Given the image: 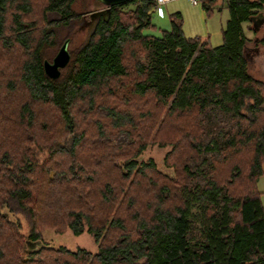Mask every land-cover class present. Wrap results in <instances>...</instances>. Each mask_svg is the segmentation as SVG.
Segmentation results:
<instances>
[{"label": "trees", "instance_id": "obj_1", "mask_svg": "<svg viewBox=\"0 0 264 264\" xmlns=\"http://www.w3.org/2000/svg\"><path fill=\"white\" fill-rule=\"evenodd\" d=\"M74 1L0 0V264H264V83L246 57L264 0H225L216 45L179 11L144 33L156 0L112 5L52 79L45 49ZM155 142L170 173L140 158Z\"/></svg>", "mask_w": 264, "mask_h": 264}, {"label": "rangeland", "instance_id": "obj_2", "mask_svg": "<svg viewBox=\"0 0 264 264\" xmlns=\"http://www.w3.org/2000/svg\"><path fill=\"white\" fill-rule=\"evenodd\" d=\"M224 1L225 0H214L211 10L206 12L202 8V0H196V3H192L189 0H167L153 10L151 21L154 26L144 28L143 32L146 34L159 35L161 29L170 28L169 14L179 11L182 17V29L185 35H200L203 38L207 37L211 45L219 44L222 41L221 30L228 17V10L225 7ZM73 7L76 12H84L81 15L83 16L85 13L101 8V4L98 0H75ZM58 16L59 15L54 11L47 12V17L50 19L58 18ZM80 17L72 20L67 25H58L55 27L57 33L56 42L45 49L44 58L51 59L65 38H68L66 48L70 56H72L75 49L86 40L91 31V27L85 24L88 17L85 16L86 19L83 20H81ZM249 25L250 29H246V33L252 37V40L247 44L248 47L246 49L248 71L254 78L264 83V56L262 54L264 45L258 44L256 48H253L256 39H259L264 33V12L255 17ZM251 28L253 30H251ZM162 131L163 130H161V132ZM158 138H160L159 135ZM167 149V145H161L156 142L149 143L141 153L140 158H151L160 170L170 173V168L166 167L164 164V154ZM262 168L264 170V161L262 163ZM256 188L260 192L259 198L264 208V173L258 176ZM20 221L22 223V231H25L27 224L22 216H20ZM43 241L51 245H65L70 249H75L77 247L89 251H95L97 249V244L87 231L73 234L69 229H65L62 232L46 229L43 231Z\"/></svg>", "mask_w": 264, "mask_h": 264}, {"label": "water", "instance_id": "obj_3", "mask_svg": "<svg viewBox=\"0 0 264 264\" xmlns=\"http://www.w3.org/2000/svg\"><path fill=\"white\" fill-rule=\"evenodd\" d=\"M103 7L90 11L88 13H85V15L81 16V20L86 19L88 17L89 19L95 18L96 21L99 17L107 18L109 14V8L112 5H118L123 2H126L127 0H98ZM68 43V38H65L62 42L59 49L56 51V53L51 57V59L44 58L42 60V68L43 72L46 76L55 79L60 76L62 70L67 66L69 60H70V54L66 48Z\"/></svg>", "mask_w": 264, "mask_h": 264}, {"label": "flooded vegetation", "instance_id": "obj_4", "mask_svg": "<svg viewBox=\"0 0 264 264\" xmlns=\"http://www.w3.org/2000/svg\"><path fill=\"white\" fill-rule=\"evenodd\" d=\"M96 23V19L95 18H91V19H89L88 18V20L86 21V25H89V27H91V29H92V27L94 26V24ZM40 243L39 242H28V247L29 248H31V247H36V246H38Z\"/></svg>", "mask_w": 264, "mask_h": 264}, {"label": "built area", "instance_id": "obj_5", "mask_svg": "<svg viewBox=\"0 0 264 264\" xmlns=\"http://www.w3.org/2000/svg\"><path fill=\"white\" fill-rule=\"evenodd\" d=\"M165 1H167V0H156V3H157L156 7L160 6ZM189 1L192 2V3H196V0H189Z\"/></svg>", "mask_w": 264, "mask_h": 264}]
</instances>
